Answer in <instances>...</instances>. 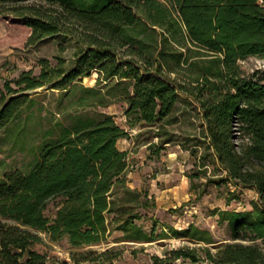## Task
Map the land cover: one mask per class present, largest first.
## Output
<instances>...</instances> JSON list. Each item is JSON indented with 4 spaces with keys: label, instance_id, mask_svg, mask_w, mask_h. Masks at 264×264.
I'll return each mask as SVG.
<instances>
[{
    "label": "trees",
    "instance_id": "obj_1",
    "mask_svg": "<svg viewBox=\"0 0 264 264\" xmlns=\"http://www.w3.org/2000/svg\"><path fill=\"white\" fill-rule=\"evenodd\" d=\"M85 1L0 0V15L31 27L28 44L64 34L85 47L70 67L42 59L39 74L22 71L4 84L0 134L33 108L39 89L68 90L96 72L97 85L116 79L123 86L126 123L157 139L147 142L152 153L178 144L194 159L191 179L250 188L258 198L247 211L212 210L218 224H226L223 242L193 224L146 232L135 221L156 202L129 185L128 151L117 147L129 134L106 112L75 114L57 135L50 131L28 172L0 178V264H46V255L32 249L40 234L80 248L106 243L114 232L123 241L171 235L197 244L152 255L148 264H264V73L246 77L238 63L264 54V0ZM101 97L87 102L83 96L78 103L109 105ZM181 97L196 104L199 123L190 121L186 134L177 136L170 127L180 121ZM89 254L71 253V262L60 264H84L93 260Z\"/></svg>",
    "mask_w": 264,
    "mask_h": 264
},
{
    "label": "rangeland",
    "instance_id": "obj_2",
    "mask_svg": "<svg viewBox=\"0 0 264 264\" xmlns=\"http://www.w3.org/2000/svg\"><path fill=\"white\" fill-rule=\"evenodd\" d=\"M30 34L31 27L22 20L11 15H0V93L4 92V84L17 79L22 71L32 70L34 74H39L42 59H46L51 66L62 62L65 67H70L76 54L85 48L74 37L64 34L28 44ZM238 63L246 77L253 75L257 78L264 73V54L249 56ZM96 76L97 73L93 72L68 90L39 89L40 95L36 96L33 108L25 110L17 121L0 134V178L5 173L16 170L28 172L36 159L39 145L50 136L51 130L53 135H57L59 125L70 124L72 115L106 112L113 115L115 122L129 134L117 141V147L128 151L130 187L146 190L156 202V207L143 210L141 219L135 223L146 232H151L154 227L155 235L162 231L168 232L169 227L179 230L193 224L200 229L209 230L216 241H226L229 238L226 224H218V217L212 214V210L219 208L247 211L251 208V202L258 198L255 190H235L231 184L220 187L205 184V177L191 179L190 175L196 173L194 159L178 144L166 145L158 154L152 153L147 142H157V139L139 134L142 131L139 126L130 128L126 123L124 109L127 103L121 96L123 86H118L116 79L97 85ZM11 86L15 88L13 83ZM86 89L99 90V94L86 92ZM99 95L102 96L101 101L109 105L80 106L78 103L83 96L87 102H92L99 99ZM196 107V104L191 105L184 97L180 98L177 105L180 121L170 127L176 129L177 136L186 134L190 129V121H194L196 125L199 123ZM193 183L197 186L194 191L190 189ZM201 190L204 191L198 197L197 192ZM229 191L235 192L231 195ZM54 203L51 202L45 212L49 217L55 211ZM40 235L42 241L35 243L32 249L46 255V264L71 262V253L89 251H93V254H89V258L93 260L84 264H148L152 255L162 257L181 246H197L187 239L171 235L152 242L123 241L122 233L114 232L106 243L75 248L70 246L66 238L50 241L44 234ZM104 251H107L106 255L99 256ZM107 258L110 260H106ZM175 264H182V261L177 260Z\"/></svg>",
    "mask_w": 264,
    "mask_h": 264
},
{
    "label": "built area",
    "instance_id": "obj_3",
    "mask_svg": "<svg viewBox=\"0 0 264 264\" xmlns=\"http://www.w3.org/2000/svg\"><path fill=\"white\" fill-rule=\"evenodd\" d=\"M260 2H262V0H259Z\"/></svg>",
    "mask_w": 264,
    "mask_h": 264
}]
</instances>
